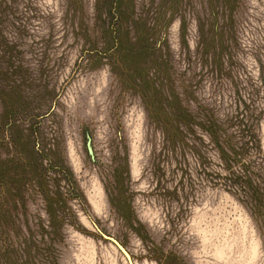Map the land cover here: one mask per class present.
Masks as SVG:
<instances>
[{
  "label": "rangeland",
  "instance_id": "374dc122",
  "mask_svg": "<svg viewBox=\"0 0 264 264\" xmlns=\"http://www.w3.org/2000/svg\"><path fill=\"white\" fill-rule=\"evenodd\" d=\"M0 264H264V0H0Z\"/></svg>",
  "mask_w": 264,
  "mask_h": 264
},
{
  "label": "trees",
  "instance_id": "16d2710c",
  "mask_svg": "<svg viewBox=\"0 0 264 264\" xmlns=\"http://www.w3.org/2000/svg\"><path fill=\"white\" fill-rule=\"evenodd\" d=\"M182 113V112H179ZM183 114V113H182ZM185 119H182V121L180 123L189 126L188 122L190 123V125H192L193 123V119L191 117V115L186 114V116L184 117ZM223 123H221L220 121H213L212 123L210 122V125H208V127H202L203 131L206 132V134L208 135V137L210 138V140L212 141V143L215 145V147L218 149L219 154H220V159L226 163L230 169H232L233 167L236 166L237 162L239 161H234L237 158H243V153H240L237 151L236 148H238L235 144V138L234 136H232L231 133H227L226 129L222 126ZM189 128V127H188ZM181 136L178 134H175L173 136H171L173 139L171 140L172 144H175L177 142H182V143H186V145L188 146V142H187V138L188 135L191 133H193L195 130L192 126H190V128L188 129V132L185 133L181 130V127L178 128ZM248 141L253 145V144H257L260 145V139H258L255 129L253 128V126L251 127V125L249 126L248 129ZM194 147H196L194 145ZM233 175V174H232ZM236 180H240L239 182H241L239 185V183H234L237 186H243L245 188H253L252 185H250V180L248 179L245 180L244 182L241 181L240 177L238 175H233ZM238 182V181H236ZM243 182V183H242Z\"/></svg>",
  "mask_w": 264,
  "mask_h": 264
},
{
  "label": "water",
  "instance_id": "95a60500",
  "mask_svg": "<svg viewBox=\"0 0 264 264\" xmlns=\"http://www.w3.org/2000/svg\"><path fill=\"white\" fill-rule=\"evenodd\" d=\"M87 146H88V150H89L90 154L93 155V148H92V145H91V138H90V136H88ZM102 237L105 238V239H107V240L113 241L118 247H120L123 251H125L123 249V247L120 245V243L117 240H115L113 237H111V236H109L107 234H104V233H102Z\"/></svg>",
  "mask_w": 264,
  "mask_h": 264
},
{
  "label": "bare ground",
  "instance_id": "6f19581e",
  "mask_svg": "<svg viewBox=\"0 0 264 264\" xmlns=\"http://www.w3.org/2000/svg\"><path fill=\"white\" fill-rule=\"evenodd\" d=\"M128 258V257H127Z\"/></svg>",
  "mask_w": 264,
  "mask_h": 264
}]
</instances>
